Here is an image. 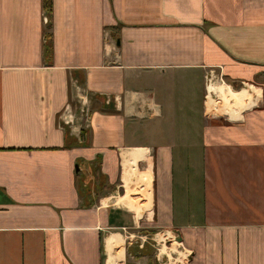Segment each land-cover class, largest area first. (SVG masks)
I'll return each mask as SVG.
<instances>
[{"label":"crops","instance_id":"1","mask_svg":"<svg viewBox=\"0 0 264 264\" xmlns=\"http://www.w3.org/2000/svg\"><path fill=\"white\" fill-rule=\"evenodd\" d=\"M44 17L0 0V264H264V0Z\"/></svg>","mask_w":264,"mask_h":264},{"label":"trees","instance_id":"2","mask_svg":"<svg viewBox=\"0 0 264 264\" xmlns=\"http://www.w3.org/2000/svg\"><path fill=\"white\" fill-rule=\"evenodd\" d=\"M41 5H42V10H43V14L44 16L47 17V22H46V26L44 28L43 31V55L46 59H48V61H51V57H52V43H51V34H50V27H51V0H41ZM66 140V138H65ZM67 141V140H66ZM84 143V142H82ZM78 144V143H77ZM94 163L95 162H91V175L94 174L95 172V168H94ZM93 165V166H92ZM83 174V173H82ZM84 177L83 175H81V177L79 178V182L82 185L81 187V195L84 196V198L86 199L87 197H89L88 195H90V180L88 179V181H86L84 183ZM92 181V180H91ZM92 193V190H91ZM93 202V199H91V203ZM84 206H88L90 205V200L87 202L83 203Z\"/></svg>","mask_w":264,"mask_h":264},{"label":"rangeland","instance_id":"3","mask_svg":"<svg viewBox=\"0 0 264 264\" xmlns=\"http://www.w3.org/2000/svg\"><path fill=\"white\" fill-rule=\"evenodd\" d=\"M86 111V110H85ZM84 111V112H85ZM84 112H83V115H84V118H82V123L84 124L85 123V115H86V113L84 114ZM83 177H84V183L86 182V181H88V179L90 178L89 177V175L87 174V175H83ZM162 244L161 245H159V248H160V250L158 251L159 253H160V255L161 254H167V257H168V259L170 260V264H178L176 261V259H174L173 258V256L170 254V247L172 246L171 245V243L170 242H167V240L166 241H163V242H161ZM172 244H176V243H172ZM177 245V244H176ZM161 250H163L162 252H161ZM163 261H164V264H169V263H166V257H162L161 258ZM174 261H175V263H174Z\"/></svg>","mask_w":264,"mask_h":264},{"label":"built area","instance_id":"4","mask_svg":"<svg viewBox=\"0 0 264 264\" xmlns=\"http://www.w3.org/2000/svg\"><path fill=\"white\" fill-rule=\"evenodd\" d=\"M44 22H45V23L47 22V17H46V16L44 17Z\"/></svg>","mask_w":264,"mask_h":264},{"label":"water","instance_id":"5","mask_svg":"<svg viewBox=\"0 0 264 264\" xmlns=\"http://www.w3.org/2000/svg\"><path fill=\"white\" fill-rule=\"evenodd\" d=\"M177 241H180V239H177Z\"/></svg>","mask_w":264,"mask_h":264}]
</instances>
